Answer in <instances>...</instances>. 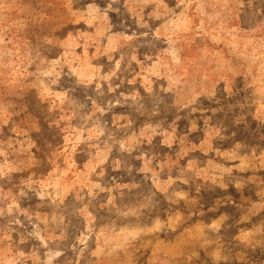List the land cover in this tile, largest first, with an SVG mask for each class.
I'll use <instances>...</instances> for the list:
<instances>
[{
  "label": "rangeland",
  "instance_id": "1",
  "mask_svg": "<svg viewBox=\"0 0 264 264\" xmlns=\"http://www.w3.org/2000/svg\"><path fill=\"white\" fill-rule=\"evenodd\" d=\"M0 264H264V0H0Z\"/></svg>",
  "mask_w": 264,
  "mask_h": 264
}]
</instances>
